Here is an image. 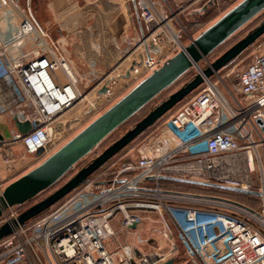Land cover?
<instances>
[{
	"label": "built area",
	"instance_id": "obj_1",
	"mask_svg": "<svg viewBox=\"0 0 264 264\" xmlns=\"http://www.w3.org/2000/svg\"><path fill=\"white\" fill-rule=\"evenodd\" d=\"M131 1L139 29L120 35L124 53L90 91H82L63 42L37 19L31 0H0V13L21 18L14 32H0V133L3 126L11 132L0 147H6L7 160L14 156L12 144L36 159L53 154L66 136L63 117L87 95L110 100L161 67L169 59L168 46L184 47L185 27L176 31L160 3ZM208 58L204 68L215 60ZM224 68L204 77L167 112L152 138L130 143L50 209L14 224L0 240V264H165L180 249L199 264H264V131L257 122L264 121V55L235 77ZM15 120L29 122L30 129L22 133ZM256 171L259 188L252 178ZM164 179L207 184L182 190L164 185ZM216 185L259 191L260 206L223 195ZM5 187L0 184V195ZM18 206L3 212L0 227L18 220ZM144 226L156 227L166 247L157 243L141 250L127 242L108 247L120 232H134L137 242H146Z\"/></svg>",
	"mask_w": 264,
	"mask_h": 264
},
{
	"label": "water",
	"instance_id": "obj_2",
	"mask_svg": "<svg viewBox=\"0 0 264 264\" xmlns=\"http://www.w3.org/2000/svg\"><path fill=\"white\" fill-rule=\"evenodd\" d=\"M263 10L264 0H242L201 32L190 44L184 46L175 55L170 57L161 67L136 84L121 99L47 157L42 163L8 183L3 193L0 195V217L7 208L24 204L57 183L79 160L88 155L110 133L139 112L159 93L175 83L190 68L198 65L200 61L226 42L237 30ZM263 35L264 21L243 39L211 62L206 68L199 70L192 80L156 105V107L143 117L133 128L107 147L66 183L44 199L23 210L17 221L3 224L0 227V240L13 232L14 224H24L28 220L44 213L74 189L85 183L90 176L111 158L132 143L185 97L197 89L204 81V77H210L215 72L227 66ZM105 91L106 87L102 89V92ZM15 121L16 126L22 133H26L30 129L29 122ZM257 122L264 131V121L259 118ZM10 137L11 132L9 128L3 126V134L0 133V140ZM40 152L41 150L38 154ZM177 180L207 184L188 179ZM216 186L236 192L255 195L261 194L259 191L244 190L224 185ZM165 264H174V260L169 259Z\"/></svg>",
	"mask_w": 264,
	"mask_h": 264
},
{
	"label": "rangeland",
	"instance_id": "obj_3",
	"mask_svg": "<svg viewBox=\"0 0 264 264\" xmlns=\"http://www.w3.org/2000/svg\"><path fill=\"white\" fill-rule=\"evenodd\" d=\"M22 2L24 0H21ZM242 0H199L197 3H194L190 8H188L186 11L179 12L176 11H165L166 16L168 18H172L171 25L173 28L178 31L181 25H183L185 28L182 32H180L181 35V41L184 46L191 43V41L196 38L201 32H203L207 27H209L211 24H213L216 20H218L220 17H222L226 12H228L230 9H232L235 5L240 3ZM186 6V5H185ZM196 7H199V9H205V10H199L194 11ZM34 11V10H33ZM35 13V12H34ZM20 15L16 12H13L12 14H3L0 13V32L3 35L10 34L14 32L18 28V24L20 21ZM264 21V10L261 11L259 14H257L254 18H252L249 22H247L244 26H242L239 30H237L231 37L227 39L226 42H224L222 45H220L218 48H216L210 55L208 60L212 61L214 59H217L221 54H223L225 51H227L230 47L235 45L237 42H239L241 39H243L246 35H248L251 31H253L257 26H259ZM126 47V46H125ZM170 49H165L164 55L166 57L169 56L172 57L175 55L178 51H180L181 48H174L168 46ZM63 54L66 55L67 59L69 60V54H68V48L67 46H63L62 48ZM174 52V53H173ZM122 54V53H121ZM260 55H264V35L261 36L255 43L251 46H249L240 56H238L236 59H234L231 63L227 65L223 69V71H228L229 69L233 70L232 76L235 77L243 68H245L250 63H253L256 61L257 57ZM102 58V56H101ZM105 60L102 65H98L96 68L97 71H93L91 74H89V71L87 75L85 72L83 75H86V77H80V87L82 91H90L94 84L98 80H100L102 77H104L109 71L112 70V68L115 66L116 61L113 63L107 62V57H105ZM207 64V60H202L198 63V66L195 65L192 68H190L186 73H184L175 83H173L170 87L163 90L161 93H159L154 99H152L146 106H144L139 112H137L135 115H133L131 118H129L126 122H124L121 126H119L117 129H115L112 133H110L103 141H101L88 155H86L84 158L79 160L74 167L64 176L62 177L57 183H55L50 188L44 190L40 194H38L35 199L31 200L29 203L21 204L17 207L20 211L23 209H26L29 204L33 205L36 202L44 199L51 193H53L55 190H57L60 186H62L64 183H66L72 176H74L79 170H81L84 166H86L89 162H91L94 158H96L99 154H101L107 147H109L112 143H114L117 139H119L121 136H123L128 130L133 128L143 117H145L156 105L161 103L163 100L168 98L169 95H171L173 92L177 91L179 88H181L183 85H185L188 80L197 74V69L199 67L203 68ZM96 66V64H95ZM55 73L63 80V74L60 70L55 71ZM92 75V77H91ZM88 76V79H87ZM133 88V85H130V87L125 88L124 90L118 91L112 95L110 100L105 99L104 97H99L96 93H91L90 95H87V97L81 101L76 107H74L71 111H69L65 117H63L65 120L63 128L66 129V136L64 138V141L62 145H64L67 141H69L71 138H73L77 133H79L82 129H84L88 124H90L94 119H96L98 116H100L102 113H104L107 109H109L113 104H115L119 99H121L126 93H128ZM176 110V108L174 109ZM173 112V111H172ZM167 114V113H166ZM170 114V113H169ZM167 114V116L169 115ZM166 116V117H167ZM161 122L154 124L151 126L146 132L141 134L138 138H136L131 144H135L139 141L150 139L152 138V135H154L157 131L158 125H160ZM14 146V147H12ZM13 152L15 155H18L15 151L22 152L25 155L24 156H18L16 157L19 161H17V167L14 166V169L9 170L7 173L4 172V174H1L0 172V184H8L10 180H13L14 178H18L21 175L25 174L26 172L30 171L40 163H42L46 158L42 157L40 159H36L35 157L30 156L27 154L24 147H22L20 144H12ZM6 148V147H5ZM5 148L2 146L0 147V159H5L1 154L5 152ZM261 152L263 155L264 160V147L261 148ZM25 157H28L26 159ZM28 170V171H27ZM25 172V173H24ZM252 178L255 180V186L256 188H259L262 186L261 176L258 171L254 172L252 174ZM169 181H173V184L176 186H187V188L195 186V184L190 182H183L178 180H171L166 179ZM12 182V181H11ZM10 183V182H9ZM168 187H171L172 185H167ZM182 188V187H181ZM222 194V192H220ZM237 198L243 199L244 196H236ZM260 206V202L258 203V206ZM156 225V224H155ZM154 225V226H155ZM114 226L117 229V225L114 222ZM155 228L148 229L147 227H143V238H148L147 243L146 242H139L138 241V247L141 250H148L151 249L152 246H156L157 243L163 244L165 247L164 241L159 237L157 234ZM141 232V230H138V233ZM127 236H129L127 238ZM117 238V239H116ZM114 239V244L116 246L119 244V241H125V242H137L136 241V233L127 234L125 232H120L118 236H116ZM181 250L180 254V260L184 262V264H199V262L194 261L191 257H188L184 255V252Z\"/></svg>",
	"mask_w": 264,
	"mask_h": 264
},
{
	"label": "crops",
	"instance_id": "obj_4",
	"mask_svg": "<svg viewBox=\"0 0 264 264\" xmlns=\"http://www.w3.org/2000/svg\"><path fill=\"white\" fill-rule=\"evenodd\" d=\"M154 1L161 4L158 6L160 11H179L195 0ZM31 6L41 24L52 30L53 36L59 38L63 46H67L70 64L81 77H86L88 71L89 74L97 71L95 67L102 65L105 57L109 63L117 61L125 49L120 35H132L139 29L136 8L131 0H31ZM15 152L18 155L14 154L8 160L0 159L1 174L17 167L19 160L16 157L25 155L23 151ZM115 238L107 242L110 249L125 243L124 240L119 241L116 246L113 243ZM127 243L138 246L135 241ZM180 259V255L173 258L174 264H184Z\"/></svg>",
	"mask_w": 264,
	"mask_h": 264
},
{
	"label": "trees",
	"instance_id": "obj_5",
	"mask_svg": "<svg viewBox=\"0 0 264 264\" xmlns=\"http://www.w3.org/2000/svg\"><path fill=\"white\" fill-rule=\"evenodd\" d=\"M244 52V51H243ZM242 52V53H243ZM241 53V54H242ZM211 54V53H210ZM209 54V55H210ZM240 54V55H241ZM239 55V56H240ZM236 59V58H235ZM196 76V74L194 75V76H192L189 80H188V82L190 81V80H192L194 77ZM162 119V118H161ZM160 119V120H161ZM160 120H158L156 123H158ZM155 123V124H156ZM121 126V125H120ZM147 131V130H146ZM145 131V132H146ZM143 134V133H142ZM122 151V150H121ZM120 151V152H121ZM119 152V153H120ZM118 153V154H119ZM117 155V154H116ZM115 155V156H116ZM114 156V157H115ZM113 157V158H114ZM113 158H111L108 162H110ZM107 162V163H108ZM106 163V164H107ZM106 164H104V165H106ZM103 165V166H104ZM102 166V167H103ZM98 171V170H97ZM162 183L164 184V185H172V187H176V188H178V189H182V190H190V189H197V187H196V185L195 186H192V187H189V188H187V186H176V185H174L173 184V181H169V180H166V179H164V180H162ZM182 187V188H181ZM214 189H216V190H218L219 191V193L220 192H222V194L223 195H227V196H229V197H232V198H235L236 200H238L239 202H241V203H243V204H246L247 206H249V207H251V208H257L256 207V205L258 206V203L260 202V199H259V197L257 196V195H255V194H249V193H242V192H236V191H231V190H227V189H223V188H214ZM238 195H240V196H244L243 197V199H240V198H237L236 196H238ZM33 199H35V197L34 198H32V199H30L29 201H27L26 203H29L31 200H33ZM26 203H24V204H26ZM23 205V204H22ZM31 206V204H29L28 205V207H30ZM27 207V208H28ZM26 208V209H27ZM23 210H25V209H23ZM22 210V211H23Z\"/></svg>",
	"mask_w": 264,
	"mask_h": 264
}]
</instances>
